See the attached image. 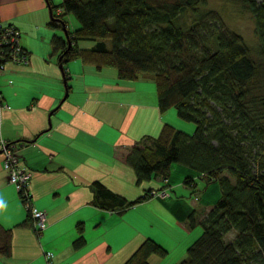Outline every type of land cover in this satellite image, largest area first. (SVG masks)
I'll use <instances>...</instances> for the list:
<instances>
[{
  "label": "trees",
  "instance_id": "1",
  "mask_svg": "<svg viewBox=\"0 0 264 264\" xmlns=\"http://www.w3.org/2000/svg\"><path fill=\"white\" fill-rule=\"evenodd\" d=\"M206 2L47 0L52 9L48 25L66 29L72 45L58 34L51 42L60 53L67 92L66 65L75 59L100 70L115 68L122 80L151 75L160 111L175 108L180 118L196 124L191 133L165 123L157 136H144L125 157L139 184L156 177L168 180L173 165L180 164L196 172L197 177L183 180L192 193L199 191L198 179L203 189L212 182L220 185L221 195L203 219L195 210L188 215V228L201 224L203 232L177 264H264V0H243L255 18L256 56ZM69 14L79 27L69 28ZM84 40L95 43L81 47ZM2 49L11 52L5 45ZM93 187L98 205L119 211L154 194L149 189L128 200L100 181ZM28 216L25 224L33 221ZM77 229L74 246L79 248L86 241L83 222ZM12 232L0 224L5 257L12 254ZM152 255L166 257L168 250L147 237L123 264H151Z\"/></svg>",
  "mask_w": 264,
  "mask_h": 264
},
{
  "label": "crops",
  "instance_id": "2",
  "mask_svg": "<svg viewBox=\"0 0 264 264\" xmlns=\"http://www.w3.org/2000/svg\"><path fill=\"white\" fill-rule=\"evenodd\" d=\"M47 7L48 25L47 0H0V20L19 28L29 58L9 62L0 75L8 104L0 107V140L16 142L22 164L32 171L33 203L47 213L40 235L33 221L24 223L27 207L0 153V224L13 231L12 254H0V264H123L147 237L168 250L166 257L152 255L151 264L179 263L192 240L188 215L206 203L203 219L219 191L211 185L201 197L192 193L183 180L197 177L196 172L180 164L173 165L168 180L156 177L139 184L125 157L144 136H157L165 123L188 132L194 124L175 108L160 111L151 75L122 80L117 69L100 70L81 59L66 65L71 90L63 100L67 82L51 40L54 34L66 35L42 34ZM96 181L128 200L149 189L170 195L153 194L123 211L108 209L95 202ZM80 222L86 241L76 248ZM47 252L53 254L50 259Z\"/></svg>",
  "mask_w": 264,
  "mask_h": 264
},
{
  "label": "built area",
  "instance_id": "3",
  "mask_svg": "<svg viewBox=\"0 0 264 264\" xmlns=\"http://www.w3.org/2000/svg\"><path fill=\"white\" fill-rule=\"evenodd\" d=\"M4 45L10 48V53L4 52L2 49ZM9 62L27 63L29 58L27 52L23 49L19 28L12 24H4L0 20V75L6 70ZM0 107L8 108V104L4 102L1 89ZM0 153L4 156V168L9 172V181L16 186L21 194L24 204L33 219L35 232L40 235L47 226V213L35 206L29 192L28 185L32 171L22 164L14 145H10L8 141L0 140ZM153 193L162 197L170 195L166 190L153 191ZM52 255V252H47L46 257L50 259Z\"/></svg>",
  "mask_w": 264,
  "mask_h": 264
},
{
  "label": "rangeland",
  "instance_id": "4",
  "mask_svg": "<svg viewBox=\"0 0 264 264\" xmlns=\"http://www.w3.org/2000/svg\"><path fill=\"white\" fill-rule=\"evenodd\" d=\"M52 1L55 4H59L62 0H52ZM260 1H263V0H259V2ZM45 3H46V0H45ZM206 4H207V8L215 10L222 16L226 25L231 30L240 33L245 38L247 43L253 48L254 53H255L254 56H256L255 50L258 47V37L255 31V18H254L253 13L250 11L247 5L243 2V0H207ZM43 14L44 16L42 17V20L44 19L45 22L42 26V34L53 32V34L54 33H60V34L64 33V35H66L64 30L53 29V28L51 29L47 25V16H49L48 7L45 10H43ZM189 16L191 17L192 14L187 13V17ZM67 19H68V26L70 29H74L80 26V22L73 14H69L67 16ZM94 43L95 42L93 41H86V40L80 41V45L83 47H90ZM191 123L194 124V129L191 132L193 133L195 131L196 124L194 122H191ZM198 182H199V191L197 195L199 197H201L209 189L211 185H214L217 188V190L219 191L218 198L220 197L221 189H220V185L218 182L210 183L206 189H203L205 187V183L203 181L198 179ZM174 195H176V192L174 193ZM215 202L213 203V205L215 204ZM206 209H208V206L206 205V203H203L201 207H199L198 212H197V216L199 219L202 217L201 215L202 213H204V210ZM191 231H192V234H191L192 240L190 244L193 243V241H195L201 235V233L203 232V226L201 224H198L194 228H192ZM232 236L233 234L228 235L227 239L232 238ZM175 254H177V250Z\"/></svg>",
  "mask_w": 264,
  "mask_h": 264
},
{
  "label": "water",
  "instance_id": "5",
  "mask_svg": "<svg viewBox=\"0 0 264 264\" xmlns=\"http://www.w3.org/2000/svg\"><path fill=\"white\" fill-rule=\"evenodd\" d=\"M51 10H52V9H50V12H51ZM64 31H65V34H66V39H67V42H68V46H71L72 43H71V41H70L69 38H68V33H67L66 29H64ZM60 66H61V68L63 69V64H60ZM67 94H68V92L66 91V95L63 97V100L66 98Z\"/></svg>",
  "mask_w": 264,
  "mask_h": 264
}]
</instances>
